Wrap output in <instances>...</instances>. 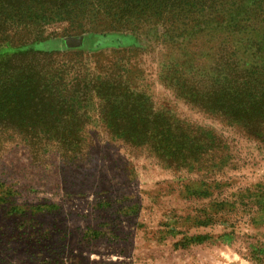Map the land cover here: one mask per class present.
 <instances>
[{
    "label": "rangeland",
    "instance_id": "obj_1",
    "mask_svg": "<svg viewBox=\"0 0 264 264\" xmlns=\"http://www.w3.org/2000/svg\"><path fill=\"white\" fill-rule=\"evenodd\" d=\"M80 1L74 23L40 11L24 47L127 90L67 97L80 120L57 125L1 88L0 264H264V94L228 112L264 81V0Z\"/></svg>",
    "mask_w": 264,
    "mask_h": 264
},
{
    "label": "trees",
    "instance_id": "obj_2",
    "mask_svg": "<svg viewBox=\"0 0 264 264\" xmlns=\"http://www.w3.org/2000/svg\"><path fill=\"white\" fill-rule=\"evenodd\" d=\"M146 1L147 4L164 2V0H110V3L119 4V7L124 8L123 11L125 10L129 13V10L136 9ZM182 1L185 2L186 0ZM167 2L171 6L180 3L178 0ZM80 3V0H0V48L7 47V50L0 52V70H11L17 76V78L12 77L8 85L2 84L0 90L2 88L3 91L10 92L9 107L24 104L25 110L39 112L37 115L32 113L29 116V119L33 122H49L48 124L56 123L57 125L63 121L64 123L67 121L75 122L80 120L75 108L76 103L74 101L72 103L64 101L67 97L72 99L77 95L86 96L92 90H98L102 96H106L109 93L110 95H115L116 92L127 90V88L120 85L108 86L110 83L108 79L110 74H112L109 69L105 71L104 77L100 79V85L96 88L94 85L91 86V80L87 81V76L81 75L74 66H70L71 69H69V66H60L56 61V57L64 55L74 65L76 64L74 62L75 57L82 55V53L34 50L24 47L28 41L38 40L33 34L30 25H34L35 28L39 26V23L34 21L40 17V11H49L52 14H56L59 19L74 23L76 18L82 16L79 14ZM110 7L113 6L110 5ZM259 13L262 14L260 11ZM125 14L121 13V15ZM260 16L258 15L257 17ZM262 21L264 23V11ZM241 26L247 27L248 25L234 24L235 30H238ZM13 46L18 49L11 51L10 49ZM247 73L251 74L252 71ZM256 85L257 87L255 88L246 86L245 89L237 91L230 98L228 108H231V110L228 112H230L229 115L232 120L236 122L245 121V119L237 116V111L239 106L250 105L249 102L243 99L247 91L254 93V89H257L255 93L262 92L264 94L263 79L258 78ZM171 88H174L176 93L183 92L196 100L197 85L193 86L183 83L180 87L174 85ZM46 111L50 115L48 118L44 115ZM138 114V112L131 113L132 116L136 117L139 116ZM69 117L71 118L70 120ZM70 127L71 129L60 131L63 140H66L70 132L73 131L74 125H70Z\"/></svg>",
    "mask_w": 264,
    "mask_h": 264
},
{
    "label": "water",
    "instance_id": "obj_3",
    "mask_svg": "<svg viewBox=\"0 0 264 264\" xmlns=\"http://www.w3.org/2000/svg\"><path fill=\"white\" fill-rule=\"evenodd\" d=\"M82 39H67L66 40V46L68 48H76L80 47L82 45Z\"/></svg>",
    "mask_w": 264,
    "mask_h": 264
}]
</instances>
